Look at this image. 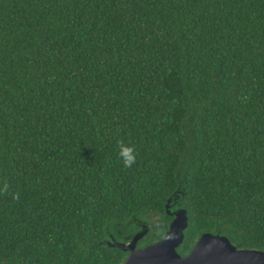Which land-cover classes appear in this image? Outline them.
<instances>
[{
	"label": "trees",
	"instance_id": "1",
	"mask_svg": "<svg viewBox=\"0 0 264 264\" xmlns=\"http://www.w3.org/2000/svg\"><path fill=\"white\" fill-rule=\"evenodd\" d=\"M178 168L181 254L264 250V0H0V264H120Z\"/></svg>",
	"mask_w": 264,
	"mask_h": 264
},
{
	"label": "water",
	"instance_id": "2",
	"mask_svg": "<svg viewBox=\"0 0 264 264\" xmlns=\"http://www.w3.org/2000/svg\"><path fill=\"white\" fill-rule=\"evenodd\" d=\"M177 181V189L165 199V210L172 221L161 239L139 246L148 234L149 226L134 219L141 230L130 241L119 242L110 236V240L103 242L126 253L120 264H264V250L234 244L218 226L214 231L201 233L191 249L181 254L179 247L185 241L190 219L187 209L179 205L189 188L187 182L181 179L180 168L177 170Z\"/></svg>",
	"mask_w": 264,
	"mask_h": 264
},
{
	"label": "clouds",
	"instance_id": "3",
	"mask_svg": "<svg viewBox=\"0 0 264 264\" xmlns=\"http://www.w3.org/2000/svg\"><path fill=\"white\" fill-rule=\"evenodd\" d=\"M118 156L122 160L125 167L130 168L136 162V150L130 143H125L123 139L117 141ZM9 185L7 182L0 188V192H7ZM13 199H19V193L13 195Z\"/></svg>",
	"mask_w": 264,
	"mask_h": 264
}]
</instances>
